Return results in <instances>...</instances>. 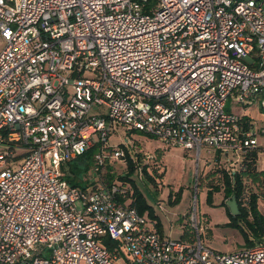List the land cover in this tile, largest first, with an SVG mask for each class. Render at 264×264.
I'll use <instances>...</instances> for the list:
<instances>
[{"label": "built area", "instance_id": "obj_1", "mask_svg": "<svg viewBox=\"0 0 264 264\" xmlns=\"http://www.w3.org/2000/svg\"><path fill=\"white\" fill-rule=\"evenodd\" d=\"M0 39V264H264V242L207 246L197 201L194 239L165 237L105 177L155 157L111 144L119 127L233 155L235 173L257 129L226 106L264 109V0H0ZM96 147L71 185L66 165Z\"/></svg>", "mask_w": 264, "mask_h": 264}, {"label": "rangeland", "instance_id": "obj_2", "mask_svg": "<svg viewBox=\"0 0 264 264\" xmlns=\"http://www.w3.org/2000/svg\"><path fill=\"white\" fill-rule=\"evenodd\" d=\"M3 45L0 39V49ZM226 109L233 111L239 116L249 115L257 129L258 146L264 148V109L257 102L249 105H242L229 98ZM98 140L97 137H95ZM132 141L142 153L159 155L157 161L160 166L162 178L151 180L144 174V178L140 176L138 169H135L130 177L136 181L141 192L145 195L149 204H151L163 221V235L173 239H180L184 229L182 226V216L187 215L191 207L197 201L199 214L206 216L208 219L209 230L204 236V242L207 246L218 252L237 253L248 248L247 242L241 231V226H245L243 220L232 221V217L238 216L230 214L224 202V192H214L211 199L209 196V186L203 183V174L206 173L210 166L216 162V156H220L213 149V153H209L206 147H203L198 156L195 150H184L182 148L166 144L157 137L150 136L143 132H134L129 135L124 127H119L116 132L110 136V143L117 146L126 141ZM131 147V144L129 145ZM99 151L96 147L93 152V161L95 155ZM233 155L220 156V160L227 164L228 158ZM260 166L264 164V151L260 154ZM158 166V165H157ZM125 166L119 163L110 164L108 169L114 171V179L116 174H121ZM152 174L154 176L155 173ZM196 186L198 190L196 191ZM179 193V199L171 204L170 198H175ZM227 204V203H226ZM229 208V207H228ZM258 210L264 214V200H260ZM232 216V217H231ZM247 229V227H246ZM255 243L264 242L262 238H253ZM122 258L126 260V254L122 251Z\"/></svg>", "mask_w": 264, "mask_h": 264}, {"label": "trees", "instance_id": "obj_3", "mask_svg": "<svg viewBox=\"0 0 264 264\" xmlns=\"http://www.w3.org/2000/svg\"><path fill=\"white\" fill-rule=\"evenodd\" d=\"M242 125L244 131H251L254 129V122L249 115L242 116ZM125 146L123 143L119 144ZM113 148V146H110ZM95 148L90 149L84 155L70 161L66 167L67 179L71 185L85 187L88 181L84 179L91 164H93V152ZM127 150V149H126ZM264 151L261 146H254L247 150L243 160L239 162L237 170L232 173L227 168V165L220 160V156H216L217 162L208 168L203 174V183L209 186L210 200L214 192H224L225 199H230L236 196L239 205V215L232 217V221L243 220L245 226H241V231L247 242L248 247L254 246L256 243L253 238H262L264 236V214L258 210L260 200H264V167L260 166V154ZM159 155H155L154 159L142 164V176L144 174L154 180L155 178H162L163 174L160 172L158 164ZM136 159L128 153V162L121 174H116L114 179V171L107 168L105 173L106 181L109 183H118L127 189L128 197L122 198L129 206L137 209L141 216H146L152 223L156 225L161 232L163 229L160 216L156 213L155 208L148 203L145 195L141 192L138 184L130 177V174L135 171ZM111 163L109 162V165ZM108 165V166H109ZM158 165V166H157ZM155 173L156 176L152 174ZM87 183V184H86ZM179 193L175 198H170L169 203L173 204L179 199ZM227 211L230 214V209L226 202ZM206 218V216H205ZM208 221V219L206 218ZM182 226L184 232L179 240L192 241L194 233L189 225L187 216L182 218ZM102 243L109 248L118 247L119 242L104 237Z\"/></svg>", "mask_w": 264, "mask_h": 264}, {"label": "water", "instance_id": "obj_4", "mask_svg": "<svg viewBox=\"0 0 264 264\" xmlns=\"http://www.w3.org/2000/svg\"><path fill=\"white\" fill-rule=\"evenodd\" d=\"M226 203L233 215L239 214L240 211L236 196H232L230 199L227 200Z\"/></svg>", "mask_w": 264, "mask_h": 264}, {"label": "crops", "instance_id": "obj_5", "mask_svg": "<svg viewBox=\"0 0 264 264\" xmlns=\"http://www.w3.org/2000/svg\"><path fill=\"white\" fill-rule=\"evenodd\" d=\"M180 148V147H179ZM262 168L264 167V164H263V166H261ZM160 216V215H159ZM160 218H161V216H160ZM182 218H183V216H182ZM182 220V219H181ZM161 221H162V218H161ZM162 225H163V221H162ZM161 233L163 234V231H161Z\"/></svg>", "mask_w": 264, "mask_h": 264}]
</instances>
